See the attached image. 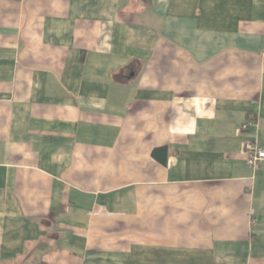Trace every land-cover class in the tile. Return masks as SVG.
Returning a JSON list of instances; mask_svg holds the SVG:
<instances>
[{"label": "crops", "instance_id": "1", "mask_svg": "<svg viewBox=\"0 0 264 264\" xmlns=\"http://www.w3.org/2000/svg\"><path fill=\"white\" fill-rule=\"evenodd\" d=\"M247 142L264 0H0V264H264Z\"/></svg>", "mask_w": 264, "mask_h": 264}, {"label": "built area", "instance_id": "2", "mask_svg": "<svg viewBox=\"0 0 264 264\" xmlns=\"http://www.w3.org/2000/svg\"><path fill=\"white\" fill-rule=\"evenodd\" d=\"M249 123H244L241 125V129H247ZM245 151L247 154L248 162L253 165L257 166L264 162V149L258 148L254 143L247 142L245 145Z\"/></svg>", "mask_w": 264, "mask_h": 264}]
</instances>
